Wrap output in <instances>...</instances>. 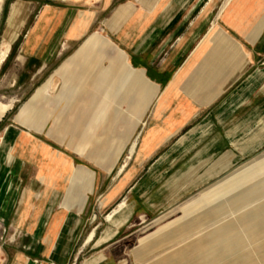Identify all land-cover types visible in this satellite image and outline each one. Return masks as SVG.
<instances>
[{"label":"crops","instance_id":"obj_1","mask_svg":"<svg viewBox=\"0 0 264 264\" xmlns=\"http://www.w3.org/2000/svg\"><path fill=\"white\" fill-rule=\"evenodd\" d=\"M1 40L49 70L0 131V264H145L146 220L264 141V0H9Z\"/></svg>","mask_w":264,"mask_h":264},{"label":"rangeland","instance_id":"obj_2","mask_svg":"<svg viewBox=\"0 0 264 264\" xmlns=\"http://www.w3.org/2000/svg\"><path fill=\"white\" fill-rule=\"evenodd\" d=\"M8 2L0 0V110L5 108L1 116L13 109L0 123V131L10 123L8 119L12 115L24 109L22 105L35 94L36 90L33 89L45 83L49 70L30 83V74L11 65V59L3 63L9 52V45L1 40ZM54 88L52 81L44 98L56 97ZM259 112L252 125L264 116L263 109ZM241 133L242 137L236 139L237 147L240 145L246 149L251 142L250 128L244 127ZM2 146L4 152H9L11 144L8 139L4 140ZM255 148V151L248 153L237 148L242 155L241 159L218 180L211 181L197 191L185 188L191 194L182 203L171 212L164 213L160 219L146 220L141 226L142 236L155 232L150 235V239L156 238L163 245L148 252L151 257L145 264H264V141ZM254 167L253 171H248ZM174 188L181 191L184 189L177 185ZM132 200L133 197L126 195L113 208L102 210L106 223L111 222L106 219L108 214L122 212L124 203L130 204ZM134 226L135 229L140 227H136V224ZM93 236H89L87 243ZM138 236L135 234L131 237V243ZM110 238L111 234L105 233L104 228L96 246ZM9 240L8 226L0 219V245H8Z\"/></svg>","mask_w":264,"mask_h":264},{"label":"bare ground","instance_id":"obj_3","mask_svg":"<svg viewBox=\"0 0 264 264\" xmlns=\"http://www.w3.org/2000/svg\"><path fill=\"white\" fill-rule=\"evenodd\" d=\"M4 109H5V108H4ZM4 109H1V110H0V116L2 115ZM119 187H120V186H119ZM119 187H118V188H119Z\"/></svg>","mask_w":264,"mask_h":264}]
</instances>
